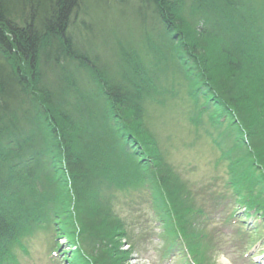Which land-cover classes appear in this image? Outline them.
<instances>
[{
  "label": "trees",
  "instance_id": "trees-1",
  "mask_svg": "<svg viewBox=\"0 0 264 264\" xmlns=\"http://www.w3.org/2000/svg\"><path fill=\"white\" fill-rule=\"evenodd\" d=\"M134 2L133 36L104 57L83 42L92 9L86 0H0V264L19 263L14 247L42 226L85 238V226L63 219L72 195L65 192L67 199L59 201L56 189L75 195L82 218L95 202L104 209V186L114 202L143 200L162 225L166 255L174 250L185 258L187 251L196 264H206L192 191L175 171L166 174L144 122L145 104L158 93L156 80L170 58L189 80L197 122L207 114L217 129L233 126L232 149L241 152L236 160L224 153L231 162L227 185L264 228V177L258 175L264 134L251 130L248 144L240 140L243 112L232 95L242 75L264 93V17L241 0ZM213 61L222 72L213 74ZM250 158L253 168L245 169ZM174 207L194 226L191 219L178 227ZM90 258V264H114Z\"/></svg>",
  "mask_w": 264,
  "mask_h": 264
},
{
  "label": "rangeland",
  "instance_id": "rangeland-1",
  "mask_svg": "<svg viewBox=\"0 0 264 264\" xmlns=\"http://www.w3.org/2000/svg\"><path fill=\"white\" fill-rule=\"evenodd\" d=\"M86 1L92 9L87 22L89 25L83 33V42L93 51L100 52L106 57L111 49L117 48L119 40L133 36L129 26L135 23L133 16L136 4L134 0ZM241 1L246 6L254 7L264 17V0ZM232 16L233 22L240 18L237 14ZM256 17L259 16L256 14ZM170 59V63L163 61L160 78L156 80L158 93H153L145 104L147 111L144 122L154 141L157 140V144L155 142L152 146L164 158L163 169L166 174L170 175L175 171L182 178L180 181L183 183L185 180L188 189L192 191L194 205L198 209L197 214L200 215L199 218L196 217V228L199 226L206 235L203 239L204 246L202 243L201 247V251L206 254L205 263L264 264V228H256V218H245L244 221H240V213L235 212L238 209L236 203H233L235 200L232 201L237 195L227 185L228 165L231 162L224 153L236 160L240 157L237 154L241 152L232 149L236 147L234 135L230 134L233 133V126L225 124L217 129L218 126L211 123L207 114L197 122L198 103L190 96L189 91L192 88L189 80L179 61ZM209 64L213 74L217 70L222 72L223 65L219 61ZM241 77L243 80L238 78V84L233 83L235 90L230 91L241 101L240 108H235L238 112H243L237 128L242 134L240 140L248 144L247 138L250 137L248 131H259L264 134V93L261 92V84L259 94L254 80L247 82L248 77L244 78L243 75ZM158 99L163 104H156L155 101ZM239 100L237 99L238 102ZM258 140H264V135ZM245 159L249 157L246 156ZM251 161L253 162L252 158L243 163L245 169L253 168L249 164ZM258 175L264 177V168L258 171ZM181 189L185 190L184 187ZM107 190L104 186L101 195L104 198L102 201L104 209H99L95 202L94 206L91 204L92 210L80 218L75 205V195L70 190L57 188V194L61 195V198L58 197L59 201L64 202L67 199H64L65 192L72 195L69 203L70 212L63 219L68 221V217H71L79 228L85 226L88 229L85 238L82 237L79 241L78 237L75 239L69 237L64 230L58 232L53 224L42 226L25 236L21 244L14 247L19 261L16 264H81L82 259H87L90 264V257L95 261L100 259L101 262L111 258L114 264H185L182 256L180 258L164 254L168 241L162 233L160 221H157L154 213L148 210L143 200H137L136 204L129 205L124 204L127 202L124 198L120 202L117 200L114 202L115 197L110 196ZM138 191L139 188L136 193ZM109 193L113 194L114 190L111 189ZM184 195L185 191L181 198H184ZM165 198L170 197L165 195ZM168 209L172 210L170 204ZM174 209L173 211L180 215V220L176 218L178 227L183 221L191 219L194 226L193 218L185 217V220H181L184 213L178 208ZM234 212L236 216L232 218ZM187 226H190L189 222ZM56 245L59 246V251L54 249ZM76 258L80 259L76 261ZM186 258L187 261L192 259L187 256ZM191 262L190 260L188 264H192Z\"/></svg>",
  "mask_w": 264,
  "mask_h": 264
}]
</instances>
